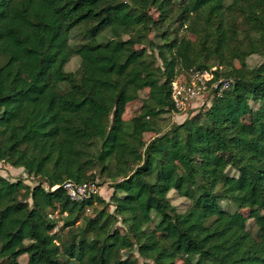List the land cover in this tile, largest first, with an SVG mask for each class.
Returning a JSON list of instances; mask_svg holds the SVG:
<instances>
[{
    "label": "trees",
    "instance_id": "1",
    "mask_svg": "<svg viewBox=\"0 0 264 264\" xmlns=\"http://www.w3.org/2000/svg\"><path fill=\"white\" fill-rule=\"evenodd\" d=\"M174 22L195 40L171 38ZM82 26L87 41L73 47ZM254 55L264 58V0H0V161L47 184L0 175V264H264V60L250 68ZM74 56L79 70L67 72ZM213 68L231 88L159 136L155 120L178 113L174 69ZM145 89L144 110L125 121ZM96 168L118 180L110 201H73L63 183L95 182ZM172 191L190 202L185 212ZM96 204L116 213L88 218Z\"/></svg>",
    "mask_w": 264,
    "mask_h": 264
},
{
    "label": "rangeland",
    "instance_id": "2",
    "mask_svg": "<svg viewBox=\"0 0 264 264\" xmlns=\"http://www.w3.org/2000/svg\"><path fill=\"white\" fill-rule=\"evenodd\" d=\"M177 2H179L180 0H175ZM155 19L158 18V13L156 12V10H152L151 12ZM170 31L172 32L171 34V38H174L175 36L179 35L180 37H187V38H191L192 40H195L194 35L190 34L187 30L182 29L180 27V23L179 22H174V24L170 27ZM85 32H86V28L85 26L79 27L76 30L73 31L72 34V40H71V45L73 47H78L79 45H82L83 43H86V37H85ZM110 39V33L109 32H105L103 33L100 38L99 41L100 42H107ZM150 39L153 40L155 43L158 44H162V41L159 37H157V35L155 33H153L150 36ZM147 46V44H146ZM149 51H151V48H148ZM264 60V58L258 56V55H254L251 56L247 59V63L249 65L250 68H254L256 66H258L262 61ZM218 63V62H217ZM217 63L214 62H210V65H213L214 67L219 68V70L228 73V69L225 68L224 66H219ZM156 65L159 68L163 67L162 62L159 60L158 58V62L156 63ZM79 66H80V59L77 56H74L71 61L66 65L65 70L67 72H76L79 70ZM235 66L237 68H239V63L235 62ZM174 73L176 75V80L178 81H182L183 79V74H181V72H179L177 69H174ZM223 79H226L225 77ZM140 99L136 102L130 103L127 105L126 107V111L123 115V119L125 121H130L133 118L137 117L145 108V103L148 101L149 98V90L145 89V90H141L140 91ZM213 99H209L208 101L205 102H199L198 103V107L194 108V109H189L186 112H182V113H168L165 115H162L161 117H159L157 120H155V122L158 125V128L160 129V132H162L160 135H163L167 132L170 131V129L173 127V125L176 124H182L183 122H185L188 119H191L193 116L198 115L201 112H205L207 111L211 105H212ZM241 102V100H239V103ZM253 107H257L256 103H251ZM98 120V119H97ZM247 121V120H246ZM92 126L95 128V130L99 133V134H103L106 131L105 125L103 122L101 121H92ZM158 136V134L155 133H146L144 135V140L146 142H150L152 141L154 138H156ZM134 167L130 166L128 168V170L130 172L134 171ZM93 174L96 176V181L99 186H100V194L98 195L99 197H101L103 200H105V202H109L110 198L113 194V189L111 188L112 184L117 182L116 180H111L109 179L106 174H103L100 168H96L93 171ZM232 175H236L235 171H231ZM0 175L5 177L6 179H8L11 182H16L19 180L24 181L31 189H33L34 187H36L38 184H44L45 187H47V184L45 183V180L43 178H37V177H33V176H29L25 170L23 168H15L11 165H9L8 163H4L2 161H0ZM179 177H185V173L183 172V170L179 167V169L176 171L175 173V181L178 180ZM169 198L170 201L172 203L173 206L176 207V209L178 210V212L183 213L185 212L188 207L190 206V202L188 200H186L185 198L180 197V195L175 192L172 191L169 194ZM142 200L144 202H149V199L145 196H143ZM30 205L27 207V205L24 208V212L25 215L28 213L29 209H30ZM225 208L231 210L232 212L235 211V207L232 205H226L225 203L222 204ZM95 208H91V210H87L86 212V216L88 218L91 219H95L96 221L100 220V217L98 216V212L102 209L105 208L104 205H99L96 204L94 206ZM105 209H107V211L110 212V214H115V207L111 206V207H106ZM57 218L59 219V225L58 228L60 230V237L62 238V240H64L67 236H68V229H64L63 228V217H60L57 215ZM249 229L251 230V232L254 235H257L258 233V228L257 226L254 224V222L251 220L249 221ZM82 223H78L76 227L81 226ZM63 228V229H62ZM117 228L119 229H123L124 227L122 224H118ZM152 228H154V224H152ZM9 230V228L7 226H5V232H7ZM160 240H165L166 236L163 234L159 235ZM128 251L126 252H122L123 254H127ZM133 253V255L137 258H139V254L137 251V248L134 249V251H131ZM140 263L143 264L144 260H142L141 258L139 259ZM27 261L26 257L21 258V262L25 263ZM177 264H181V262H178Z\"/></svg>",
    "mask_w": 264,
    "mask_h": 264
},
{
    "label": "built area",
    "instance_id": "3",
    "mask_svg": "<svg viewBox=\"0 0 264 264\" xmlns=\"http://www.w3.org/2000/svg\"><path fill=\"white\" fill-rule=\"evenodd\" d=\"M215 71L216 68L210 71L191 70L188 75L183 76L182 81L175 80L172 83L171 99L178 113L197 108L199 102L213 99L215 94L221 96L231 88L232 80L223 78L215 80ZM58 187H53L52 190ZM62 188L73 201L90 200L100 194V186L94 181L77 183L68 180L63 183Z\"/></svg>",
    "mask_w": 264,
    "mask_h": 264
}]
</instances>
